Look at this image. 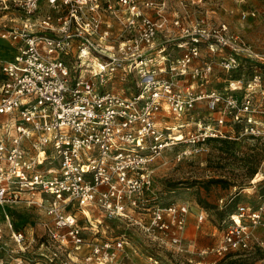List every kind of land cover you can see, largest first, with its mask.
Returning <instances> with one entry per match:
<instances>
[{
	"label": "built area",
	"instance_id": "2783aa9c",
	"mask_svg": "<svg viewBox=\"0 0 264 264\" xmlns=\"http://www.w3.org/2000/svg\"><path fill=\"white\" fill-rule=\"evenodd\" d=\"M246 59L260 57L242 36L224 23L172 15L170 0H0V243L6 227L26 250L8 208L25 202L50 219L43 224L50 243L89 247L90 264H114L128 244L124 235L100 241L111 221L182 253L189 206L148 195L150 165L178 146L186 148L178 159L189 157L210 140L249 139L264 155L263 75L230 77L222 92L203 87L216 67L234 72ZM200 102L208 123L192 132L191 119L169 124L191 118ZM255 176L254 185L264 179V159ZM74 209L87 219L95 213L92 239ZM223 222L212 252H250L254 231L264 234V198L257 207L238 204ZM11 253L7 263L0 252V264H30Z\"/></svg>",
	"mask_w": 264,
	"mask_h": 264
},
{
	"label": "rangeland",
	"instance_id": "374dc122",
	"mask_svg": "<svg viewBox=\"0 0 264 264\" xmlns=\"http://www.w3.org/2000/svg\"><path fill=\"white\" fill-rule=\"evenodd\" d=\"M177 1L180 2L179 7L182 10L191 14V23L203 20L213 26L224 23L231 32L242 36L260 57L256 60H244L239 70L230 73L216 67L210 83L203 85L206 90L222 92L226 79L235 77L249 80L254 71H258L264 77V18L260 16L252 18L249 15L252 11H264V0ZM46 5L45 1L43 8H46ZM250 23L252 26L248 27ZM204 53L203 56L206 55ZM199 87L200 84H197L196 88ZM190 119L187 129H191V132L199 123L206 124L212 120L205 102L197 104L196 110L191 113V118L179 120L170 118L168 122L175 126V124H186ZM4 120V117H0V122ZM180 131L185 133L186 128ZM185 149L178 146L167 150L150 165L153 173L148 195L163 205L178 203L189 206L191 227L188 238L191 242H183V252L178 253L160 247L147 239L141 230L131 223L105 222L104 225L109 229L101 234L100 241L106 238L115 240L124 235L128 242L114 264H156V262L158 264H264V247L260 245L264 241L261 227L253 233L254 245L250 252L234 253L225 258H219L212 252L219 246L220 236L225 228L223 220L227 214L220 208V201L233 198L230 205L234 204L235 207L238 204L257 207L261 203L260 189L264 179L255 185L252 183L256 178L252 173L255 170L259 172L264 157L259 146L249 139L208 141L198 148L200 151L179 160V155ZM9 208L13 212L14 222L26 236V250L24 252L18 250V246L10 239L8 230L4 227L5 233L3 242L0 243V252L7 263H10L8 256L12 254L11 252L14 255L19 252V255L24 256L30 264H90L85 260L90 252L89 247L85 246L81 251H75L71 247L59 249L57 245L48 241L43 224L50 219L42 209L29 206L25 202L10 205ZM71 212L77 215L80 226L87 228L84 230V237L87 240L92 239L94 235L91 231V223L95 222L92 217L95 213H91V218L87 219L79 210L74 209ZM201 213L205 214L206 219L199 223L198 216ZM212 232L216 235L213 236ZM31 238L44 243V248H48L49 252H56L57 257L51 260L34 254L37 245L32 244L27 248ZM207 239H216L217 245L210 247Z\"/></svg>",
	"mask_w": 264,
	"mask_h": 264
},
{
	"label": "crops",
	"instance_id": "0c3cea01",
	"mask_svg": "<svg viewBox=\"0 0 264 264\" xmlns=\"http://www.w3.org/2000/svg\"><path fill=\"white\" fill-rule=\"evenodd\" d=\"M191 1V0H190ZM200 1V0H199ZM180 2H178L177 0H170V7H171V13H172V15H174V14H176V15H180V16H182V17H186V16H189L190 17V19H191V14L190 13H188V12H185V10H182L180 7ZM248 25V24H247ZM251 27L252 25H251V23L248 25V27ZM115 27H116V29H119V25L118 24H115ZM8 208H9V206H8ZM10 209V208H9ZM13 213V212H12ZM190 227H191V217L189 218V224H188V229H187V235H186V239L184 240V242L186 243V242H188V241H190L191 242V239H189L188 238V233H189V229H190ZM212 235L214 236V235H216L215 234V232H212ZM9 236V235H8ZM11 239V238H10ZM12 240V239H11ZM13 241V240H12ZM194 241V240H193ZM196 241V240H195ZM207 241H208V244H210L209 246L210 247H214V246H216L217 245V240L215 239H207ZM2 242H3V240H2ZM1 242V243H2ZM15 244V243H14ZM28 244H29V246H27V248H29L30 246H32V244H35V245H37L38 247H37V249L35 250V252H34V254H37L38 256H39V254L42 252V254H44V257L46 258V259H50L52 256H53V254L54 253H52V252H49L48 250H43L42 248V243L41 242H37L34 238H31V240H29V242H28ZM208 244H207V246H208ZM16 245V244H15ZM46 251V252H45ZM45 252V253H44ZM215 255V254H214ZM215 256H217V255H215ZM40 257V256H39ZM217 257H219V256H217ZM72 258V257H71ZM220 258V257H219ZM201 260H202V258H201Z\"/></svg>",
	"mask_w": 264,
	"mask_h": 264
},
{
	"label": "trees",
	"instance_id": "16d2710c",
	"mask_svg": "<svg viewBox=\"0 0 264 264\" xmlns=\"http://www.w3.org/2000/svg\"><path fill=\"white\" fill-rule=\"evenodd\" d=\"M210 141H223V142H225V140H210ZM227 142V141H226ZM263 159H264V157H263ZM252 174H254V176L257 174V171L255 170ZM261 183V182H260ZM259 183V184H260ZM260 197L261 198H264V184L262 185V187H261V189H260ZM235 205L233 204H228L227 206H225L224 208H222V211H225L226 212V217L224 218V220L232 213V212H234V210H235ZM223 220V221H224ZM228 257V256H227Z\"/></svg>",
	"mask_w": 264,
	"mask_h": 264
}]
</instances>
